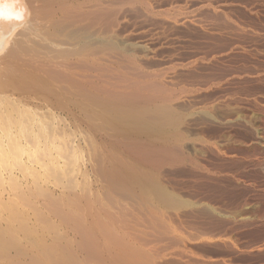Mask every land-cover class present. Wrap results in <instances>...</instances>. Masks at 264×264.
I'll return each mask as SVG.
<instances>
[{
    "label": "bare ground",
    "instance_id": "6f19581e",
    "mask_svg": "<svg viewBox=\"0 0 264 264\" xmlns=\"http://www.w3.org/2000/svg\"><path fill=\"white\" fill-rule=\"evenodd\" d=\"M1 169L0 264L262 255L264 0H0Z\"/></svg>",
    "mask_w": 264,
    "mask_h": 264
},
{
    "label": "rangeland",
    "instance_id": "374dc122",
    "mask_svg": "<svg viewBox=\"0 0 264 264\" xmlns=\"http://www.w3.org/2000/svg\"><path fill=\"white\" fill-rule=\"evenodd\" d=\"M215 1L218 2V0H214V2H215ZM219 1H220V0H219ZM4 171H6V170H2V169H1V170H0L1 174L3 173V174L5 175ZM244 234H245L246 236H245V237H244V236H243V237H239V240H238L239 243H241V244L246 243V241H249V240H252V239H255V238H256V237H255V238H252V237H250V236L248 237V236H247V233H244ZM244 234H243V235H244ZM263 235H264V233L262 234V236H263ZM239 236H242V235L239 234ZM246 237H247L248 239H246V240L243 241V238H246ZM241 238H242V240H240ZM241 253H242V255H243V254H246V256L243 255L242 258H239V255H241ZM254 254L258 255L257 253H254ZM254 254L247 253V252H240V253L238 252L236 257L239 258V261L242 262V263H244V264H251V263H254V264H259V263L261 264V263H262V264H264V260H263V259H264V257H263V256H264V255H263L264 253L262 254L263 256L260 254L261 257H260L259 255L257 256V257H259L258 259L260 260V262H259L258 259H256L257 257H255L256 255L254 256ZM235 255H236V254H235ZM235 255H234V256H235ZM242 255H241V256H242ZM250 255H251V256H250ZM244 256H245V257H244ZM248 256H249V257H248ZM253 256H254V257H253ZM252 257H253V258H252ZM250 258H252V259H250ZM261 258H262V259H261ZM254 259H255V260H254ZM252 260H253V261H252ZM256 260H257V261H256ZM254 261L257 262V263H255ZM261 261H263V262H261Z\"/></svg>",
    "mask_w": 264,
    "mask_h": 264
}]
</instances>
